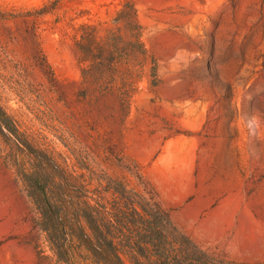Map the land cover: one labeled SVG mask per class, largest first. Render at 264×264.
I'll list each match as a JSON object with an SVG mask.
<instances>
[{"label": "rangeland", "instance_id": "1", "mask_svg": "<svg viewBox=\"0 0 264 264\" xmlns=\"http://www.w3.org/2000/svg\"><path fill=\"white\" fill-rule=\"evenodd\" d=\"M58 1L0 0V264H66L28 180L60 168L138 169L203 249L264 260V0Z\"/></svg>", "mask_w": 264, "mask_h": 264}, {"label": "trees", "instance_id": "2", "mask_svg": "<svg viewBox=\"0 0 264 264\" xmlns=\"http://www.w3.org/2000/svg\"><path fill=\"white\" fill-rule=\"evenodd\" d=\"M116 21L140 28L137 10L129 2L118 11ZM93 39L100 43L96 36ZM121 41L117 35L103 47V61L110 67L127 56L122 55ZM28 176L41 214L38 227L58 260L66 264H264V260L234 261L203 249L173 222L154 186L138 169L136 183L115 173L93 187L61 168ZM55 176L62 181L54 182Z\"/></svg>", "mask_w": 264, "mask_h": 264}]
</instances>
